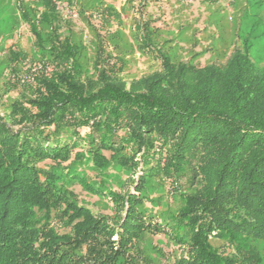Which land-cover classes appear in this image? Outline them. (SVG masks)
<instances>
[{
    "label": "trees",
    "instance_id": "trees-1",
    "mask_svg": "<svg viewBox=\"0 0 264 264\" xmlns=\"http://www.w3.org/2000/svg\"><path fill=\"white\" fill-rule=\"evenodd\" d=\"M21 9L37 39L38 22L51 25L55 48L62 40L55 23L63 22L56 3L34 16L38 22ZM144 41L151 46L147 36ZM61 43L77 49L71 36ZM252 48L244 38L225 62L205 66L173 63L161 53V71L129 89L113 67H103L98 79L85 77L86 83L75 77L78 65L40 80L38 98L13 108L19 127L0 123V264H144L139 244L145 233L176 241L181 254L173 264L263 263L264 66ZM103 107L112 117L107 125L119 129L109 142L100 127L82 135L94 145L93 157L109 169L114 143L166 148L171 169L189 182L186 204L175 218L164 223L148 215L142 177L138 194L112 191L115 217L96 214L60 181L59 172L81 154L60 131L56 114L77 109L90 116ZM55 216L70 233H57Z\"/></svg>",
    "mask_w": 264,
    "mask_h": 264
},
{
    "label": "rangeland",
    "instance_id": "rangeland-1",
    "mask_svg": "<svg viewBox=\"0 0 264 264\" xmlns=\"http://www.w3.org/2000/svg\"><path fill=\"white\" fill-rule=\"evenodd\" d=\"M52 1L63 17L62 23H55L61 41L71 36L77 49L70 50L59 39L53 48L51 25L35 19L46 6H53ZM52 1L0 0V123L10 128L19 127L11 118L13 108L22 101L38 98L35 88L40 80L53 74L58 77L64 69L73 71L76 65L79 68H75V77L80 75L83 83L88 77L98 79L103 67H113L129 89L133 81L161 71V53L173 63L189 61L205 66L225 62L235 43L247 38L253 43L256 62L264 66V0ZM21 5L28 9L31 20L41 24L37 26L39 39L23 18ZM144 36L149 38L151 46L146 44ZM27 106L33 108L32 104ZM111 118L105 107L90 116L81 115L77 109L56 114L60 131L67 134L70 142H75L74 152L81 154L79 158L71 157L68 161L71 167L59 172L60 181L96 214L115 217L117 209L112 191L131 190L138 194L135 188L142 177L145 183L140 194L150 202L148 215L164 223L172 216L175 218L186 204L189 182L186 176L171 169L166 148L147 149L133 140H123L121 146L114 143L115 157L109 169L93 157L90 150L94 145L82 135L100 127L107 142L111 141L116 136L114 129H119L114 122V129L107 125ZM132 162L137 164L135 171L130 166ZM80 179L85 181L84 187ZM92 187L103 193H94ZM51 226L57 233H70L71 228L59 217L52 219ZM113 238L118 239V235ZM139 246L144 264H173L181 254L176 241L163 233H145Z\"/></svg>",
    "mask_w": 264,
    "mask_h": 264
}]
</instances>
